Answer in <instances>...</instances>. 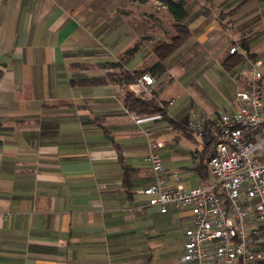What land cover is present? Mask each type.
Instances as JSON below:
<instances>
[{
    "label": "crops",
    "instance_id": "crops-1",
    "mask_svg": "<svg viewBox=\"0 0 264 264\" xmlns=\"http://www.w3.org/2000/svg\"><path fill=\"white\" fill-rule=\"evenodd\" d=\"M184 2L190 38L142 96L170 123L125 108L136 83L73 84L111 71L94 65L118 61L129 37L139 49L122 68L153 64L155 41L176 36L160 2L0 0V264H183L187 214H160L137 193L153 180L147 145L162 144L165 171L186 189L200 186L210 146L184 125L202 115L208 128L237 107L251 80L245 58L264 76V0ZM231 56L241 62L227 70Z\"/></svg>",
    "mask_w": 264,
    "mask_h": 264
},
{
    "label": "built area",
    "instance_id": "built-area-1",
    "mask_svg": "<svg viewBox=\"0 0 264 264\" xmlns=\"http://www.w3.org/2000/svg\"><path fill=\"white\" fill-rule=\"evenodd\" d=\"M243 66L251 80L235 94L237 107L221 112L208 128L202 115L186 124L190 134L210 138L212 184L186 189L180 174L165 171L159 142H150L143 156L153 180L137 193L160 214H187L183 264H264V76L260 61L245 58ZM153 83L149 74L141 75L134 95H149Z\"/></svg>",
    "mask_w": 264,
    "mask_h": 264
},
{
    "label": "trees",
    "instance_id": "trees-1",
    "mask_svg": "<svg viewBox=\"0 0 264 264\" xmlns=\"http://www.w3.org/2000/svg\"><path fill=\"white\" fill-rule=\"evenodd\" d=\"M162 4L171 16L173 22L175 23L176 36L173 37L168 43L162 42L156 45L153 49V56L155 57V62L150 66H145L132 72L124 70L122 68V63L133 56L139 49L138 44H135L132 48L125 51L118 61L97 63L94 65L95 68L111 70L107 71L103 75L93 76V77H80L75 80L73 84L79 86H108L114 85L119 87H125L127 85L135 84L143 74H149L152 78L158 77L165 71V61L177 54L178 50L187 42L190 38L189 31L186 26L182 24L183 20L186 18L185 2L184 0H156ZM243 47H245L243 45ZM241 62V56H231V59L225 61L223 66L225 69L229 70L232 65ZM118 69L117 72L112 70ZM1 76V73H0ZM123 104L126 109L130 112L136 113L141 116H159L167 120L166 112L162 106L154 98H145L142 96H134L130 93H126L123 96ZM169 121V120H167ZM172 123V121H169ZM186 125V124H185ZM185 130H186V126ZM182 126V125H180ZM187 131V130H186ZM203 140L207 142L210 146L211 141L208 137H203ZM208 148V147H207ZM211 151L208 150L206 154V161L198 165V170L200 174L207 175V163L210 158Z\"/></svg>",
    "mask_w": 264,
    "mask_h": 264
},
{
    "label": "rangeland",
    "instance_id": "rangeland-1",
    "mask_svg": "<svg viewBox=\"0 0 264 264\" xmlns=\"http://www.w3.org/2000/svg\"><path fill=\"white\" fill-rule=\"evenodd\" d=\"M174 1H176V0H174ZM163 12H164V10H160V13H163ZM139 39L136 40V38H130L129 37L128 38V46H129V48H132L136 41H138L137 43H139ZM165 39H168V38H165ZM160 43H162V40H158V42L155 41V46L160 44ZM107 57H109V56L107 55ZM118 57L119 56H117L116 58H118ZM151 64L152 63H150V62L147 63L148 66H150ZM179 144L181 146L189 148L193 152H195V149H196V151H200V149H201V145L199 143H197V145H195L192 142H190L189 140H186L184 137L179 141ZM213 182H214V177L211 174L208 173L206 178H204L202 181H199L198 183L200 184V186L204 187V186H207L209 184H212Z\"/></svg>",
    "mask_w": 264,
    "mask_h": 264
}]
</instances>
